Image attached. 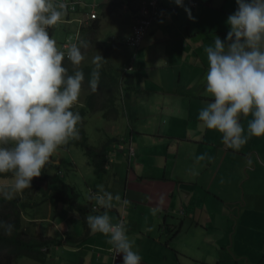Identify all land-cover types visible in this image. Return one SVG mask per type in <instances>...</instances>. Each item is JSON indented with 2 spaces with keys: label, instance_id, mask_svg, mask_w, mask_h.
<instances>
[{
  "label": "crops",
  "instance_id": "obj_1",
  "mask_svg": "<svg viewBox=\"0 0 264 264\" xmlns=\"http://www.w3.org/2000/svg\"><path fill=\"white\" fill-rule=\"evenodd\" d=\"M159 2L167 18L156 20L141 47L128 48L124 68L113 71L118 78L129 76L122 82L119 118H105L118 136L105 144L104 167L96 169L90 156L81 165L71 160L85 191L76 177L63 179L80 190L79 204L99 213L83 214L62 201H26L23 231L49 240L42 251L50 253L53 264H121L122 254L114 258L109 237L93 234L85 219L105 211L113 223L124 216L142 264H264V136L233 149L198 120L212 99L204 49L216 35L226 38L236 0ZM99 6L93 4L96 10ZM135 14L125 11L123 29L113 34L116 42L126 45ZM63 28L69 32L77 25ZM88 92L79 97L76 111L85 109ZM123 110L124 130L117 124ZM250 119L241 117L246 133ZM129 145L135 149L131 158ZM101 189L119 196L112 208H94L91 192ZM153 208H159L155 215Z\"/></svg>",
  "mask_w": 264,
  "mask_h": 264
},
{
  "label": "clouds",
  "instance_id": "obj_2",
  "mask_svg": "<svg viewBox=\"0 0 264 264\" xmlns=\"http://www.w3.org/2000/svg\"><path fill=\"white\" fill-rule=\"evenodd\" d=\"M174 2L184 5V0ZM236 3V11L226 20V38L216 35L204 49L206 91L212 99L198 114L202 125L221 133L222 142L233 149L252 136H264V0ZM65 12L61 0H0V174L14 177L10 185L0 186L5 199L32 186L57 149L77 133L81 117L73 108L85 79L77 66L84 61L89 42L82 39L66 50L57 47L49 28ZM103 59L101 53L92 59V91L97 89ZM65 60L73 65L71 74ZM249 115L246 133L241 117ZM91 198L104 209L119 200L103 189ZM151 211L155 215L159 208ZM85 219L93 234L109 237L122 254L121 264H142L122 222L113 223L107 211ZM13 227L0 220L5 233Z\"/></svg>",
  "mask_w": 264,
  "mask_h": 264
},
{
  "label": "trees",
  "instance_id": "obj_3",
  "mask_svg": "<svg viewBox=\"0 0 264 264\" xmlns=\"http://www.w3.org/2000/svg\"><path fill=\"white\" fill-rule=\"evenodd\" d=\"M88 4L87 0H85ZM145 0H104L99 6L102 11V16L93 20L87 28L82 30L91 31V33L96 34L100 29L101 23L104 17L116 12L118 9L126 5L131 11H136ZM79 6V5H78ZM140 6V7H139ZM78 9V7H77ZM79 9L77 14L66 13L65 17H72V15H80ZM57 26H53L49 29L50 34L57 32ZM69 61L65 60V64L69 69L71 74L73 68L69 65ZM94 68L85 67L82 69L84 72L85 79L83 81L82 87L89 90L90 93L87 96L85 109L81 108L78 112L80 114V121L77 125V131L80 132L79 138L73 143H77L82 146L84 152L93 158V166L96 169H102L105 164L107 156V146L102 148H97L88 142V135L85 128L81 122L85 118L88 112L100 111L103 113L104 118L108 120H115L119 117V99L122 88L123 79L125 80L129 75L122 74V78H118L112 70L110 69H99L100 77L98 81V86L95 91H92L89 86L90 74ZM127 73V72H126ZM128 79H126L127 81ZM128 91V88H127ZM74 111L75 108H73ZM109 140L108 143H110ZM107 143V144H108ZM13 179L11 173L0 174L1 179ZM37 182H45L46 186H37ZM39 190L43 199L41 201L45 202L51 200L54 202H65L69 205L70 209L76 210L80 213L86 214L87 212L94 211L99 213L97 210H93L88 206H83L78 203L80 197L79 192L71 184L66 183L62 177L58 174H51L47 169V164L45 165L42 174L39 177H35L32 180V186L26 188L21 192V195L13 196L12 199H5L0 196V220L12 224L14 227L10 234L5 233L3 229H0V264H13L20 257H29L37 261H45L47 252H43L42 248L49 246L50 242L47 239H43L36 236H29L23 231L22 225V214L27 206L26 201L28 199H34L33 191Z\"/></svg>",
  "mask_w": 264,
  "mask_h": 264
},
{
  "label": "rangeland",
  "instance_id": "obj_4",
  "mask_svg": "<svg viewBox=\"0 0 264 264\" xmlns=\"http://www.w3.org/2000/svg\"><path fill=\"white\" fill-rule=\"evenodd\" d=\"M87 1L90 2V4H99V5L102 2H104V0H87ZM126 10H130V9L128 7L125 8V5H124L122 8L110 14L108 17H104L101 23V27L96 32V34L91 33V31L89 30H86L83 32V40H86L89 42V47L88 49L83 50L85 59L84 61H82V63L79 66H77L79 70H82L83 68L88 67V66L95 68V65H93L92 63V59L94 56L100 53L105 58L101 61L100 69L104 68V69H110L112 71L119 72L121 69L124 68V63H125L124 58L126 57L125 54L129 52V49H128L129 47H127L126 45L122 43L123 40H118V42H116V39L113 37V34L116 32L119 33L123 29V22L125 20L124 18L126 17L125 16ZM138 10L139 8L136 11H132L134 13L136 12L134 19L136 18ZM97 12L99 15L102 16L101 9L100 10L97 9ZM82 16L83 15H79L78 17H82ZM118 22H122V24L118 26ZM70 26L72 27V25ZM88 26L89 25L84 26V28H87ZM75 29L76 28H73L72 31H74ZM65 33H66V30L63 28L62 25H60L57 29L55 37L58 39H63L66 36ZM69 65L73 68V65L71 64V62L69 63ZM88 91L89 90L82 87L80 96L85 97ZM79 105H80L79 101H77L76 105H74V108H79ZM123 112H124V117H122L121 120L117 121V124L119 123V128L122 130H124V126L126 122L125 110H123ZM81 122L88 135L89 144L97 148H102L106 143L109 142V140L112 139V136H115V137L118 136V135H113L115 131L113 130V125L110 123V121L103 118V116L100 113H97V112L89 113L88 115L85 116L84 119L81 120ZM79 136H80V132L77 131L75 138H70L65 144H63L57 149V151L53 154V156L50 158L49 162L47 163V169L51 174H58L59 170H61L62 171L61 177L62 179L66 181L68 179H71L73 176L76 177L80 188L83 191H85L84 190L85 185L82 184L81 182L82 179H80L81 178L80 175L73 173L74 171H73L72 163H71V160H75L77 165H81V163L87 161L90 158L84 152L82 146L78 145L75 142L73 143V140L79 138ZM59 153H60V156H59ZM74 167H75V164H74ZM13 180L14 178L13 179L11 178L8 180L1 179L0 186L10 185L6 183H9V181L13 182ZM37 186L39 187L38 184ZM44 186L47 187V185H44ZM33 195H34L35 202H40L44 198L42 193L39 190L33 191ZM81 201H83V198L81 199ZM50 258H51L50 253L46 254L45 261H37L35 259L23 256V257H20L13 264H53L52 262H49Z\"/></svg>",
  "mask_w": 264,
  "mask_h": 264
},
{
  "label": "built area",
  "instance_id": "obj_5",
  "mask_svg": "<svg viewBox=\"0 0 264 264\" xmlns=\"http://www.w3.org/2000/svg\"><path fill=\"white\" fill-rule=\"evenodd\" d=\"M66 5V13L68 14H77L78 9L80 10V15L82 17H78L79 15H74L72 17H65L62 16L61 21L56 25L57 28L62 25L63 27L70 26L72 24L77 25V28L69 32L66 31V36L63 39H58L54 35L56 33H51L50 35L53 36L56 40L57 47L61 50H66L72 44H78L79 41L82 40V29L84 26L90 25L93 20L99 18V14L96 9L93 8V4H88L85 0H61ZM79 5V6H78ZM78 7V9H77ZM93 8V9H92ZM86 16V17H84ZM163 18H167V14L162 9L159 0H145L144 3L139 8L135 21L132 26L131 33L124 39V43L134 49L137 50L141 47L146 35L149 32L152 24L156 20H160ZM50 29V28H49ZM129 70H132L130 68ZM119 149L125 150L124 145H120ZM129 158L135 155V149L133 145L127 146ZM61 173V172H60ZM93 195L98 194L94 191L91 192ZM94 208L97 209L98 205H94ZM123 215V214H122ZM124 222V216L120 217V220L117 223ZM114 258H117L120 254L114 248Z\"/></svg>",
  "mask_w": 264,
  "mask_h": 264
}]
</instances>
